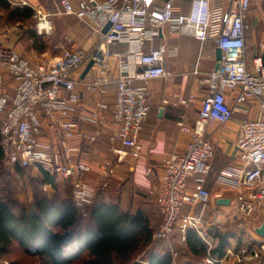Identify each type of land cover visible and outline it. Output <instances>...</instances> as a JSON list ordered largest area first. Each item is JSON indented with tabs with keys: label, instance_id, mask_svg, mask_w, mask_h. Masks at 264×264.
Returning a JSON list of instances; mask_svg holds the SVG:
<instances>
[{
	"label": "built area",
	"instance_id": "2783aa9c",
	"mask_svg": "<svg viewBox=\"0 0 264 264\" xmlns=\"http://www.w3.org/2000/svg\"><path fill=\"white\" fill-rule=\"evenodd\" d=\"M6 1L12 7L34 10L39 36L53 34L51 14L41 6L30 0ZM177 1L80 0L75 6L71 0H62L64 14L98 25L102 32L100 44L89 52L62 45L59 57L39 63L24 56L8 41L10 33L0 30V144L4 160L13 166L42 170L69 183L75 205L84 216L98 188L86 179L92 164L81 158L91 154L103 132L99 129L92 135L84 134L80 122L99 123V110L108 109V104L99 102L98 110L85 108L83 90L106 95L112 85L116 88L115 110L109 122L110 155L98 166L102 180L108 184L118 168L143 156L141 135L153 106L148 84L169 75L166 45L154 46L164 28L202 42L216 41L222 51L221 66L206 79L208 92L195 125L187 126L184 116L178 123L192 139L186 152H174L164 159L163 175L150 190L161 218L154 242H169L177 234L186 241L189 230L205 239L204 224L213 199L206 183L216 154V143L208 135V128L215 122L228 125L238 109L254 100L260 117L240 126L235 142L238 163L223 170L217 182L238 190L237 198L231 201L235 219L258 218L259 209L264 210V62L256 57L253 68H249L246 56L253 0H192L188 13ZM108 24L111 27L104 33ZM104 44H128L130 49L112 52L103 49ZM92 60L94 66L81 79L82 69ZM232 93L234 104L228 99ZM193 101L191 96L174 105L189 107ZM164 103L171 104L170 99ZM50 134L56 136V142ZM146 173L152 175L153 168L148 167ZM44 188L47 191L49 186ZM187 207L199 208L200 212L186 214ZM263 224L264 218L254 226L251 245L229 249L222 258L213 257L210 248L208 264H222L228 259L233 264H264V237L256 231Z\"/></svg>",
	"mask_w": 264,
	"mask_h": 264
},
{
	"label": "crops",
	"instance_id": "0c3cea01",
	"mask_svg": "<svg viewBox=\"0 0 264 264\" xmlns=\"http://www.w3.org/2000/svg\"><path fill=\"white\" fill-rule=\"evenodd\" d=\"M30 1L51 14L54 25L53 34L46 37L39 36L36 32V20L33 15L30 18L24 17L16 20L17 27L14 25L10 31L8 41L34 63L59 57L63 52L62 45L68 49H82L89 52L100 44L102 32L98 25L92 20H81L76 15L64 14L62 0ZM71 1L77 6L80 0ZM191 1L178 0L176 4L188 13ZM27 8L33 10L31 7ZM248 23L250 29L246 56L249 68H253L256 57H262L264 62V0H253ZM163 32V35L156 39L154 46L166 45L165 66L169 75L165 78L152 80L148 84L153 96V106L141 135V142L144 146L142 158L137 161L130 160L118 168L117 173L108 184H105L100 176L99 163L110 155L109 122L113 117L116 102L114 85L110 87L106 95L90 94L83 90V106L85 108L98 110V103L103 101L108 104V109L99 110L101 118L97 124L89 120L80 122V130L84 134L92 135L99 129L103 132L100 143L92 148L91 154L81 158L82 161L93 166L92 171L86 174L88 182L96 186L98 191L102 190L100 195L102 201L117 204L124 211L136 212L138 209H142L149 217L153 230L159 226L161 218L157 214L150 190L155 187L163 175L164 159L174 152L184 153L187 150L192 136L190 133L182 131L178 123L184 116L187 126L195 125L208 92L206 79L217 69V51L219 49L213 39L202 42L188 35L172 34L170 27H165ZM102 48L112 52H125L130 49V46L128 44L110 46L104 44ZM147 48L149 49V45ZM84 70L85 68L82 69V74ZM191 96H194V101L189 107L174 105V102L179 99H188ZM234 97L233 93L228 96L231 104L235 103ZM166 99H170L171 104H165L164 100ZM259 117L260 109L254 100L238 109L233 121L228 125L221 126L215 122L208 128V135L216 143V154L206 183L207 188L213 194L210 207L214 212L231 207V201L239 194L236 189L220 185L217 178L230 165L238 163L235 142L240 126L247 120ZM50 137L53 141H57L55 135L50 134ZM148 167L153 168L152 175H147ZM59 180L62 179L58 178L57 180L62 187ZM64 183L66 184V181ZM45 185L50 187L47 192H54L56 185L52 183H45ZM199 212V208L187 207L185 209L186 214ZM167 249L169 247L165 244L152 246V251L158 254H165L168 252Z\"/></svg>",
	"mask_w": 264,
	"mask_h": 264
},
{
	"label": "trees",
	"instance_id": "16d2710c",
	"mask_svg": "<svg viewBox=\"0 0 264 264\" xmlns=\"http://www.w3.org/2000/svg\"><path fill=\"white\" fill-rule=\"evenodd\" d=\"M3 3L9 10L10 5L5 0ZM33 15L34 11L27 7L11 8L10 19L16 21ZM3 160L0 144V163ZM16 169L18 172L26 170L20 166ZM44 175L45 182L56 185L60 193L54 201L42 191L40 195L36 193L33 210L22 206L15 211L0 190V257L9 254L17 245L29 256L48 264H72L83 255L90 258L89 264H117L152 244L154 230L142 209L124 211L117 204L102 201V190L99 189L93 204L88 207V215L84 216L75 205L73 192L68 191V195L61 196L58 178L47 172ZM186 237L187 247L193 256L205 258L209 255L208 247L195 230H189ZM215 237L219 243L211 253L222 258L231 246V240L222 234H215ZM241 247L238 245L237 249ZM149 253V264L174 262L171 252ZM189 264L205 263L190 261Z\"/></svg>",
	"mask_w": 264,
	"mask_h": 264
},
{
	"label": "rangeland",
	"instance_id": "374dc122",
	"mask_svg": "<svg viewBox=\"0 0 264 264\" xmlns=\"http://www.w3.org/2000/svg\"><path fill=\"white\" fill-rule=\"evenodd\" d=\"M3 4V0H0V30L7 35L12 31L14 25L17 27V22L10 19L11 8L16 7H12L8 3L10 5V9L8 10ZM44 178L45 175L42 170L28 168L25 172H18L16 166L6 163L5 160L0 163V190L15 211H19L22 206H27L29 210H33L36 193H39L38 195H40L41 191L48 199L55 200L60 191L57 187L54 188V192H47L49 189L45 191L44 186L46 182ZM59 181L62 186L60 187L62 191L61 196H63V194L68 195V191H71L72 193V188L69 183L66 182V184H63L65 181ZM258 212L257 214L260 215L258 218L254 216H244L243 219L239 220L238 218H234L236 213L234 212L233 206L224 208L218 212H214L212 207L209 206L206 215V223L204 224L205 239L201 236L200 238L208 247V251L210 248L214 249L217 247L219 243V239L215 237V234L225 235L231 240V246L228 250L237 249L238 245H251L254 243L252 237L254 226L258 224V221L260 222L264 218V210L259 209ZM157 229L158 227L154 229V232H156ZM164 244L169 247V249H167L168 252H171L174 256L173 264H189L190 261H198L208 264L207 259L209 255L205 258L193 256L187 247V240L183 241L182 235L180 234L174 235L169 242L153 241L147 249L134 252L129 260L118 261L117 264H149V252H152V246L154 247L155 245ZM211 255L217 258V256H214L212 253ZM11 262H16L17 264H48L44 260L29 256L17 245L12 247L9 254L0 257V264H10ZM89 262L90 258L87 255H83L72 264H89ZM222 264H233V262L228 259Z\"/></svg>",
	"mask_w": 264,
	"mask_h": 264
},
{
	"label": "water",
	"instance_id": "95a60500",
	"mask_svg": "<svg viewBox=\"0 0 264 264\" xmlns=\"http://www.w3.org/2000/svg\"><path fill=\"white\" fill-rule=\"evenodd\" d=\"M110 27H111V24H108V25L105 27V29L103 30V32H104V33L108 32V30L110 29ZM217 60H218V65H217V69H216V70H218V69L220 68V66H221L222 51H221L220 49H218V51H217ZM94 63H95L94 60H92V61H90V62L87 64V66L85 67V70H84V72H83V74H82V79H84V78L87 76V74L91 71L92 67L94 66ZM256 231H257V233H258L259 235H261V236L264 237V224L262 225L261 228H258ZM138 264H139V263H138Z\"/></svg>",
	"mask_w": 264,
	"mask_h": 264
}]
</instances>
